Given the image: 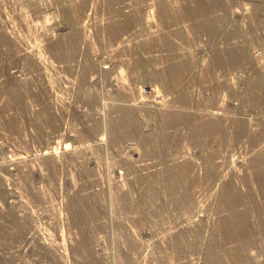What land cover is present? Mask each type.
I'll return each instance as SVG.
<instances>
[{"label":"rangeland","instance_id":"rangeland-1","mask_svg":"<svg viewBox=\"0 0 264 264\" xmlns=\"http://www.w3.org/2000/svg\"><path fill=\"white\" fill-rule=\"evenodd\" d=\"M263 165L264 0H0V264H264Z\"/></svg>","mask_w":264,"mask_h":264},{"label":"bare ground","instance_id":"bare-ground-1","mask_svg":"<svg viewBox=\"0 0 264 264\" xmlns=\"http://www.w3.org/2000/svg\"><path fill=\"white\" fill-rule=\"evenodd\" d=\"M200 10H202V9H200ZM213 24V23H212ZM201 25V24H200ZM216 25V24H215ZM212 27V26H211ZM215 27V26H214ZM213 27V28H214ZM70 44V43H69ZM239 53V52H238ZM232 57V56H231ZM220 58V60L221 59H223V58H221V57H219ZM233 59V58H232ZM235 59V58H234ZM241 61H242V59H240ZM238 61V60H237ZM221 63V62H220ZM220 65V64H219ZM177 69V68H176ZM175 70V69H174ZM180 70V69H179ZM174 78V77H173ZM260 84V83H259ZM263 84V83H262ZM124 122H127V118H126V120H124ZM263 136V135H262ZM66 149H67V147H66V145H65V151H66ZM262 152V151H261ZM50 153V152H49ZM44 154H46V153H44ZM50 157H52L53 158V154H51L50 155ZM264 166V165H263ZM178 173V172H177ZM167 175V174H166ZM176 176H175V178L177 177V174H175ZM169 176V175H168ZM172 176H174V175H172ZM180 176V175H179ZM257 177V176H256ZM262 177L264 178V173L262 174ZM175 180V179H174ZM264 180V179H263ZM172 182V181H171ZM264 182V181H263ZM235 189V188H234ZM228 192V191H227ZM263 192H264V190H263ZM230 193V192H229ZM226 195V194H225ZM225 197V196H224ZM250 201V200H249ZM235 203V202H234ZM248 204V203H247ZM226 205V204H225ZM230 205V204H229ZM245 206V205H244ZM260 210V209H259ZM237 212V211H236ZM251 212V211H250ZM249 212V213H250ZM248 213V214H249ZM240 214H243V213H240ZM262 215V214H261ZM243 216V215H242ZM247 216V215H246ZM244 217V216H243ZM243 220V219H242ZM234 221V220H233ZM236 221V220H235ZM229 224H230V222H229ZM233 232V231H232ZM240 232V231H239ZM241 234V233H240ZM87 244V243H86ZM213 255V254H212Z\"/></svg>","mask_w":264,"mask_h":264}]
</instances>
